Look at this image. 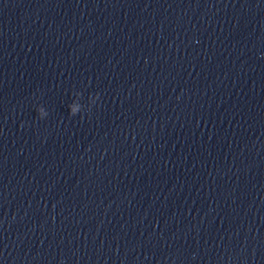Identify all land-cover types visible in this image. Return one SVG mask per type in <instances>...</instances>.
Here are the masks:
<instances>
[{"label":"clouds","instance_id":"obj_1","mask_svg":"<svg viewBox=\"0 0 264 264\" xmlns=\"http://www.w3.org/2000/svg\"><path fill=\"white\" fill-rule=\"evenodd\" d=\"M89 98H94L95 100L99 99V93H97L95 96H90ZM78 112V109L76 107H71L70 115L75 116Z\"/></svg>","mask_w":264,"mask_h":264}]
</instances>
